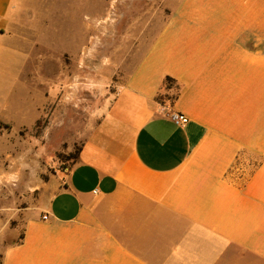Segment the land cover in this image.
<instances>
[{
  "label": "crops",
  "instance_id": "0c3cea01",
  "mask_svg": "<svg viewBox=\"0 0 264 264\" xmlns=\"http://www.w3.org/2000/svg\"><path fill=\"white\" fill-rule=\"evenodd\" d=\"M22 6L0 0L12 130L35 124L61 79L47 62L33 74ZM23 226L0 264H264V0H180Z\"/></svg>",
  "mask_w": 264,
  "mask_h": 264
},
{
  "label": "rangeland",
  "instance_id": "374dc122",
  "mask_svg": "<svg viewBox=\"0 0 264 264\" xmlns=\"http://www.w3.org/2000/svg\"><path fill=\"white\" fill-rule=\"evenodd\" d=\"M179 1L15 0L23 5L20 31L33 21V74L47 62L49 78L61 79L48 85L45 111L31 127L12 130L0 121V262L23 236L28 214L64 180L88 130Z\"/></svg>",
  "mask_w": 264,
  "mask_h": 264
},
{
  "label": "built area",
  "instance_id": "2783aa9c",
  "mask_svg": "<svg viewBox=\"0 0 264 264\" xmlns=\"http://www.w3.org/2000/svg\"><path fill=\"white\" fill-rule=\"evenodd\" d=\"M170 116L177 124H185L189 120V117L186 114L179 111H172ZM43 217L46 219L48 215L44 214Z\"/></svg>",
  "mask_w": 264,
  "mask_h": 264
},
{
  "label": "trees",
  "instance_id": "16d2710c",
  "mask_svg": "<svg viewBox=\"0 0 264 264\" xmlns=\"http://www.w3.org/2000/svg\"><path fill=\"white\" fill-rule=\"evenodd\" d=\"M166 81H167L168 84H171L172 81H173V78L170 77V76H167ZM80 149H81V147L78 148V150H77V154H75V160H74V162H73V165H74L75 161H76L77 158H78V154H79Z\"/></svg>",
  "mask_w": 264,
  "mask_h": 264
}]
</instances>
